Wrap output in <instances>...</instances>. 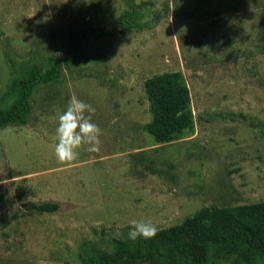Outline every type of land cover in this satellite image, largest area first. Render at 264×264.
<instances>
[{"label": "rangeland", "instance_id": "1", "mask_svg": "<svg viewBox=\"0 0 264 264\" xmlns=\"http://www.w3.org/2000/svg\"><path fill=\"white\" fill-rule=\"evenodd\" d=\"M136 2L144 28L89 35L60 79L35 88L28 121L0 128V264H82L83 242L109 247L133 219L161 229L203 206L264 200V0ZM126 7L0 0V96L14 77L8 54L29 65L62 62L70 25L117 31ZM173 70L190 88L195 130L158 143L143 128L145 80ZM73 95L96 109L100 150L84 145L61 164L58 116ZM47 201L58 209L36 210Z\"/></svg>", "mask_w": 264, "mask_h": 264}, {"label": "trees", "instance_id": "2", "mask_svg": "<svg viewBox=\"0 0 264 264\" xmlns=\"http://www.w3.org/2000/svg\"><path fill=\"white\" fill-rule=\"evenodd\" d=\"M127 7L117 16V31L94 23L72 24L69 46L63 61L51 60L48 67L17 61L8 54L14 74L0 96V128L26 123L31 110V95L42 81L61 78L62 64L71 66L80 54L81 43L92 35L103 36L142 29L136 0H125ZM24 70L23 72H21ZM150 99L151 120L143 125L158 143L170 142L195 130L191 94L180 70L154 74L145 80ZM12 99L3 105L7 99ZM58 202L35 205L39 212H52ZM82 264H264V200L232 206H203L182 222L161 228L152 239L135 241L114 238L109 247L87 240L80 249Z\"/></svg>", "mask_w": 264, "mask_h": 264}, {"label": "clouds", "instance_id": "3", "mask_svg": "<svg viewBox=\"0 0 264 264\" xmlns=\"http://www.w3.org/2000/svg\"><path fill=\"white\" fill-rule=\"evenodd\" d=\"M169 6L176 7L174 0H169ZM96 109L76 96H72L66 110L58 116L54 152L61 164H70L79 157L82 146L88 145L87 150L98 152L100 150L101 129L92 122V115ZM87 114V115H86ZM159 228L151 221L131 220L129 222L128 239L135 241L139 238L145 240L156 236Z\"/></svg>", "mask_w": 264, "mask_h": 264}]
</instances>
